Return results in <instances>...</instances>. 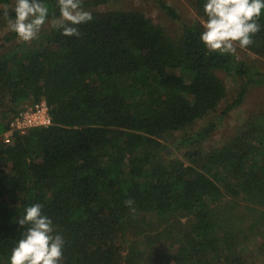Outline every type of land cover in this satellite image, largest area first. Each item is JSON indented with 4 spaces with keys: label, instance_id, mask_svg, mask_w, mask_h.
Here are the masks:
<instances>
[{
    "label": "trees",
    "instance_id": "trees-1",
    "mask_svg": "<svg viewBox=\"0 0 264 264\" xmlns=\"http://www.w3.org/2000/svg\"><path fill=\"white\" fill-rule=\"evenodd\" d=\"M109 1L0 0V32L7 19L35 27L82 11L46 32L42 51L0 45V264H161L163 231L146 236L147 214L192 220L171 241L174 264H247L216 210L226 197L261 208L252 229L264 248V113L222 147L202 146L264 76L211 49L200 27L177 42L139 11L97 10ZM192 1L216 33L264 53V0ZM218 72L243 79L236 98L180 139L183 159H163L164 138L227 98ZM40 101L53 124L4 143L17 110Z\"/></svg>",
    "mask_w": 264,
    "mask_h": 264
},
{
    "label": "rangeland",
    "instance_id": "rangeland-1",
    "mask_svg": "<svg viewBox=\"0 0 264 264\" xmlns=\"http://www.w3.org/2000/svg\"><path fill=\"white\" fill-rule=\"evenodd\" d=\"M166 5L171 6L177 12L179 19H172L157 4L156 0H110L108 4L97 8L101 11L135 10L146 15L155 25L164 29L167 36L174 41H179L185 26L200 27L209 47L221 53L231 55L248 65L254 66L264 76V53H259L249 49L246 45L235 42L221 36L212 30L202 19L201 15L193 5L192 0H162ZM90 10V9H88ZM82 11H65L60 18L47 21L35 27H29L28 19L19 21L5 20L0 32L1 52L12 50H40L42 51L46 39L44 35L62 20H67ZM218 76L224 82L227 90V98L215 112H210L202 120L197 121L193 126L185 131L172 134L161 141L159 156L165 160L183 159V151L178 150L176 144L183 136L195 135L211 122H218L225 108L236 98L243 79L237 76H230L224 72H218ZM264 78V77H263ZM264 113V83L252 85L243 101L235 107L218 125L217 130L203 143L202 151L209 152L222 147L233 136L243 129L246 122ZM218 206V204H217ZM219 208V207H218ZM216 213H222L217 221L220 229L232 228L238 235L242 244L239 247L240 255L247 264H264V248L262 231H255L252 225L257 224L262 213L261 208L248 204L241 199L226 197L223 199L220 208ZM146 226L143 229L146 236L154 239L163 231V235L157 239L155 247V258L161 264H174L169 256L174 251L171 241L179 236L182 231L178 228L184 226L188 228L192 223L190 218H171L161 221L154 214L145 216ZM183 227V228H184ZM132 240V237L129 240ZM130 240V241H131ZM176 240V239H175ZM122 241H118L120 244ZM123 248H126L125 243Z\"/></svg>",
    "mask_w": 264,
    "mask_h": 264
},
{
    "label": "built area",
    "instance_id": "built-area-1",
    "mask_svg": "<svg viewBox=\"0 0 264 264\" xmlns=\"http://www.w3.org/2000/svg\"><path fill=\"white\" fill-rule=\"evenodd\" d=\"M52 124L50 110L45 101L24 105L11 118L3 141L11 144L15 134L26 135L32 129L47 128Z\"/></svg>",
    "mask_w": 264,
    "mask_h": 264
}]
</instances>
